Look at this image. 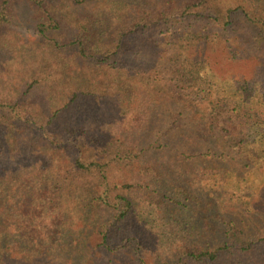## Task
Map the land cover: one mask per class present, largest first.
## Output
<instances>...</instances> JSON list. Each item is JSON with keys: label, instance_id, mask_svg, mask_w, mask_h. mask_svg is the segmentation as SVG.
<instances>
[{"label": "trees", "instance_id": "trees-1", "mask_svg": "<svg viewBox=\"0 0 264 264\" xmlns=\"http://www.w3.org/2000/svg\"><path fill=\"white\" fill-rule=\"evenodd\" d=\"M254 171L264 0H0V264H264Z\"/></svg>", "mask_w": 264, "mask_h": 264}, {"label": "rangeland", "instance_id": "rangeland-1", "mask_svg": "<svg viewBox=\"0 0 264 264\" xmlns=\"http://www.w3.org/2000/svg\"><path fill=\"white\" fill-rule=\"evenodd\" d=\"M242 182H237L234 179H228L223 181L224 185L229 191L234 190L237 195L249 196V194H257L261 191L260 184L264 183V175L257 171L247 174ZM213 185V184H211ZM262 192V191H261ZM258 204H263L264 201H259ZM71 228L67 237H58L53 241L51 247L41 251L40 249L34 250V253H30L33 256L30 260L22 259L18 260L16 264H103L104 261L100 255H94L90 257H82V234L83 226L82 221L77 220ZM27 258V257H26ZM88 258H90L88 260ZM108 262H105L106 264Z\"/></svg>", "mask_w": 264, "mask_h": 264}]
</instances>
